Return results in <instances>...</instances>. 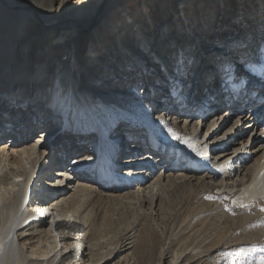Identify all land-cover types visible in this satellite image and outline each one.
I'll return each mask as SVG.
<instances>
[{"label":"bare ground","instance_id":"obj_1","mask_svg":"<svg viewBox=\"0 0 264 264\" xmlns=\"http://www.w3.org/2000/svg\"><path fill=\"white\" fill-rule=\"evenodd\" d=\"M132 2L0 0V102L14 108L13 103L18 101L25 109L37 111L33 117L37 124L51 123L46 113L76 124L75 128L89 132L85 138H90L95 151L106 150L107 142L112 140L117 147L124 148L121 155L131 154L120 160L129 165L115 169L124 180L123 187L111 190L96 179L99 175L116 179L108 169V162L113 161L109 158L111 153L106 157L102 173L96 168L92 175L81 169L88 159L95 157L94 152L73 156L72 151L82 152L86 147L74 142L60 147L52 140L53 132L47 130L33 139L35 123L28 138L10 139L3 145L0 139V264H103L102 261L124 251L123 243L128 240L124 264H137L138 255L151 256L150 264L190 263L217 247L224 238H228L226 244L241 243L245 248L251 243L258 254L264 253L257 246L264 242V89L261 87L264 78L258 79L257 88L252 86L247 91L224 77L223 84L219 81L208 88L212 82L203 80V74L208 69L215 72L217 67L215 73L223 70L230 54L241 55L242 49L231 48V38L207 41L209 35L203 37L201 29L198 33L193 31V37L173 29L155 34L148 20L152 17L145 16L134 21L138 27L143 25L135 34L140 46L132 47L133 52L128 47L130 56L124 55L122 49L129 42L125 41L128 38H120L123 41L119 42L118 51L123 54L124 64L121 69L116 67L106 74L113 80L105 79L103 73L92 70L91 59L112 53L111 45L99 55L98 43L88 46L87 42L80 51L81 42L89 40L88 31L105 11L106 20L117 6L136 11L130 6ZM137 14L142 12L136 11L134 17ZM172 18L176 22L180 20L177 15ZM120 23L116 27L129 30V23ZM203 25H207L206 21ZM261 28L250 42L256 43L261 38L264 26ZM226 35L230 36L231 32ZM239 36L241 43L249 41L250 35ZM39 38L45 42L37 46L36 53L42 51L52 57L58 47L66 44L69 56L60 61L40 58L34 53L36 44L31 43ZM54 38H60L63 43L57 47ZM156 41H171V46L156 47ZM202 41L204 45H197L200 48L193 51V45ZM130 43L136 44L135 39ZM259 51L263 54L257 57L255 67L264 65V45ZM79 53H87L83 57L90 61L89 65L81 64ZM17 55L22 56L20 61ZM33 59L36 69L31 70L34 74L30 82L28 73L34 67ZM102 59L104 71L107 57ZM196 61L190 91L198 98L189 105L184 95L186 78ZM212 61L214 64H210ZM20 63H27L26 70L13 72L11 65ZM80 75L88 76L86 82L92 75L91 82L101 88L79 90ZM53 76V80H46ZM241 78L248 81L249 87L255 77L242 72L238 79ZM167 84L173 88L172 93L169 90L166 95L159 94ZM205 85L207 90L203 92ZM147 92L153 96L149 104L145 99ZM251 92L258 95L251 96ZM218 98L223 101L199 109ZM67 99L68 103L62 104ZM181 105L184 106L180 108ZM45 106L49 107L43 113ZM182 109L190 114L181 115ZM191 112L198 113L191 115ZM122 118H127L129 125L121 130L117 126L112 129V124ZM245 120L250 123L246 125ZM144 123L156 133L170 134L168 130L181 133L203 164V171L193 168L191 173H177L176 166L167 164L166 153L156 154L157 162H152L154 149L137 137ZM1 130L6 128L2 126ZM127 138L130 149L124 147ZM131 149L135 152L131 153ZM42 185L50 189L45 195L38 194L44 190ZM179 189L182 205L177 210L181 221L178 236L182 235L175 244L173 235L160 230L159 214L154 216L153 211L155 215L159 211L160 218L168 217L163 198L168 191L179 192ZM227 195L233 207L225 203ZM121 208L136 210L134 219L140 225L137 234L136 229L131 232L133 227L129 223L123 227L117 224L114 214ZM235 209H239V214H232Z\"/></svg>","mask_w":264,"mask_h":264},{"label":"rangeland","instance_id":"obj_2","mask_svg":"<svg viewBox=\"0 0 264 264\" xmlns=\"http://www.w3.org/2000/svg\"><path fill=\"white\" fill-rule=\"evenodd\" d=\"M173 1L174 0H133V2L130 4V6H132L131 8H134L136 11L142 12L141 15L137 14L136 17H134L136 14V11L130 10V8L126 6L125 7L117 6V8H113L112 10H114L113 11L114 14L107 20H106L107 12L105 11L104 12L105 16L103 14V16L92 27V29L88 31L89 40L88 41L86 40L85 43L83 41L81 42L80 51L82 50V48L85 47V44L87 42H89L88 46L90 44H93V46L97 45V43L99 44L98 45V47H100L98 48L99 51L96 50L98 51L97 53H99V55L104 54L105 49L110 47V45H111V49L113 50V52L109 53L107 56L101 55V57L98 56L97 60L91 59L93 61L92 70L99 72V73H103L101 74V76L102 77L104 76L105 79L113 80L112 76H109L106 74L109 71H112L116 67L120 69L122 68L124 64L122 63L123 62L122 55L123 54L125 55L128 53L127 55L130 56L128 47H131V51L133 52L134 49L132 47L140 46L138 45L140 44L139 38L135 34L138 32L137 29L139 27H143V25H140L138 27L136 22L134 21H141L142 19L140 18L146 16V18L152 17L148 20L149 22H151L150 24L151 29L154 30L155 34L159 31H160V34H162L163 33L162 31H164V29L168 33L170 29L171 30L173 29V32L179 31L182 33L183 31L185 35L193 37L195 35L194 32L198 33L199 29H201V30H204L203 35H202L203 37L204 36L206 37L209 35V38L206 39L207 41H211L213 39L216 41L217 40L227 41L228 39L231 38V42H230L231 48L242 49L241 50L242 52L239 53L241 55L232 56V54H230L229 56L230 58L227 60V66L224 67L223 70L215 73L218 67L217 69H215V72H211L210 69H208L209 71L205 72L202 76L203 80L208 81L207 82L208 84L210 81L212 82L211 83L212 85L210 84L208 88L211 86L212 87L215 86L216 83L219 81H221V83L223 84L224 82H222L221 80L222 77H224V79L233 83L234 85L238 84L241 87V89L246 90V91L250 89L252 86L254 87L253 89L257 88L259 85L258 79L264 78V65L258 66V67H255L254 65L258 61L257 57L263 54L259 50L262 49V45H264V34L261 36L260 39H258L256 43L250 42V40H252V38L255 37V34L259 33V31L262 29L261 28L262 25L264 26V24H261V21H264V0H199L197 2L196 0H190V1L189 0H186V1L175 0L174 2ZM211 6L214 7V10H212ZM108 11H109V8H108ZM197 11L199 14H197ZM175 15L180 17L179 22H176L174 18H172ZM188 16H190L191 19H189ZM205 21L207 25L204 26L203 24ZM114 22H116V24ZM120 22H123L124 24L129 23L128 25L129 30H125L123 29V27L122 28L116 27L117 24H119ZM160 23H161V26H158V24ZM110 27H113V28H110ZM229 32H231V35L227 36L226 34ZM244 33L246 36L250 35V38L248 42L241 43L240 42L241 37L239 35L244 34ZM157 35H155L154 38L157 37ZM163 37L164 35H162V38ZM120 38H124V39L128 38L125 41L129 42L125 46V48L122 49L123 54L122 53L120 54V52L118 51L119 42L123 41ZM133 38L135 39L136 44L130 43L131 39ZM43 39L44 38L42 39L39 38V40L31 42L33 45L36 44L34 48V53H36L35 51L38 45L44 44L45 41ZM150 39L152 40L153 38H150ZM55 40L58 41L57 47L59 46V44L63 43L60 38L59 39L54 38V41ZM157 42L158 41H156L155 42L156 44L154 45L156 47L157 45H161L162 47L166 45L171 46L170 44L171 41H164V42L161 41L160 43H157ZM200 43H203V44L201 45ZM63 45L64 46L58 47L55 50V56H52V57H50L49 55L45 56L44 55L45 53L42 51L36 54L37 55L39 54L41 56L40 58L45 57L47 60L53 58L55 60L58 59L57 61H60V60H63L65 56L67 55L69 56V54H66L67 45L66 44H63ZM197 45L203 46L204 41L195 43L193 45L194 46L193 51L194 49L200 48V46H197ZM96 51H94V53ZM52 54L54 55V53ZM86 54L87 53H84V54L79 53L77 56L81 58L80 59L81 64L89 65L90 61L86 60V58L83 57V56H86ZM21 57L22 56L17 55V59L19 61ZM106 57H107L108 65L106 66V69H104L103 71L102 66L104 65L105 61L102 58H106ZM34 61L36 60L35 59L32 60V63H33L32 65L34 67H30V72L28 73L30 82H32L31 77L34 74V72H32L31 70L34 69L35 71L36 69ZM50 62H53V61H50ZM197 62L198 61H196V64L193 65V70H191L190 74L186 78V86H185L184 95L185 97H187L189 105L194 103L196 99L198 98V97L197 98L193 97L194 92H192L191 94V91H192L191 84H193L192 83L194 79L193 75H194V70L197 68ZM26 64L27 63H24V64L20 63V64L15 65L14 67L11 65V67L13 68L12 69L13 72H16V71L26 70L27 68ZM210 64H214L213 61L210 62ZM179 70L184 71L183 68H180ZM242 72H246L247 74H253V76L255 77L253 79V82L249 85V87H248L247 80H244V78H241V80L238 79L240 77V73ZM212 74L217 75V76L213 77ZM91 77H89L90 79L86 82V79L88 78V76H85V75L78 76L77 79L79 83L77 85V88H79V90L80 89L83 90L82 88L90 90V87L92 89L101 88L99 86H95V84L91 82L92 81ZM53 78L54 76L46 77V80L47 79L53 80ZM123 81H125L126 83H129L125 79ZM88 83H92V84H88ZM207 83L204 82V84H207ZM206 86L207 85H205L204 89L202 90L203 92L207 90ZM261 87H263L264 89V85ZM54 89H57V88L54 86ZM169 90H170V93H172L173 88H169V84H167L163 90H160L158 92L159 94L161 93V95H166L167 92L169 93ZM139 91L140 93L143 92L142 89H139ZM149 94L150 92H147V95L145 97L146 104H149L150 99L153 98V96ZM252 95L256 96L258 94L251 92V96ZM159 100L161 99L159 98ZM220 101H223V99L218 98L217 100L209 101L208 104L204 105V107L203 106L199 107V109L201 110V109L207 108L208 106L212 104H217ZM67 103H68V99L63 100L62 102V104H67ZM13 105L15 106L14 108L10 107V105H7V102H4V101L0 102V129L2 128V126L6 128V131H2V130L0 131L1 145L5 144L6 142H9L10 139H16V138L19 139L20 137L28 138L31 134L30 132L32 129L31 127H33L34 123L37 121L35 118H33L34 115H36L37 111L33 110L35 112L34 113L33 111H30L29 109H25V106H22L21 104H19L18 101H15ZM182 106L184 105H181L180 108ZM47 107L49 106H45L43 113H45ZM180 112H181V115L190 114V112L188 111L186 112L184 109L180 110ZM194 113H198V112H191V115ZM46 115H47V118L52 119L51 123H45V124L35 123L37 130L31 136L33 137V139L36 138L38 135H41L42 131L47 130L48 132H51V133L53 132L52 134H54V137L52 138V140H54L55 144L59 145L60 147L66 143L70 144L73 142L79 143L81 144V146L86 147L87 150H84L82 152H77L76 150H74L72 151L71 155L80 156L85 153L94 152L93 154L95 157H93L92 159H88V162L85 164V167L81 169V172L86 171L87 173H92V175L94 174L93 170H95L96 168L99 170V173H102V170L104 168L103 167L104 162L107 161L106 157H108V153H111L109 158H112L113 161L108 162V169H109V173L112 176H115L116 179L109 178L106 176H101V175H99L97 178L95 176L93 177L96 178L97 180L99 179L102 182L103 186L106 187L107 189L118 190L123 187L122 184L124 183V180L121 179L120 175H117L115 169L121 166H126L130 164V163L122 164V161L120 162L121 159L125 157H129L131 155L130 153L125 152L123 155H121L122 149L124 148L117 147L115 143L113 144L112 140H109V142H107V146H108V148L106 149L107 151L103 148L100 149V151L99 150L95 151L94 149H92V145H91L92 143L90 142V138L89 139L85 138V135L89 134L87 130L85 131V130H80L78 128H75L74 125L76 124H71L70 121L68 122L62 121L63 118H60V116L56 118V114L46 113ZM209 115L211 116L212 114H209ZM195 116H197V114ZM245 121H246L245 122L246 125L250 123L249 120H245ZM129 123L130 122L127 118L119 119V121H116L115 123L112 124V129L114 126L115 127L117 126L116 129L118 130L124 129L125 126L129 125ZM145 125L146 123H144V126ZM168 132L170 134L156 133V131L150 130L149 126H145L142 133H140V135L137 134V137L143 138V142L146 143L145 144L146 146L150 147L151 149H154L152 153L153 158L150 160L152 162H157L156 159L158 157H156V154L158 156V155H161L162 153L163 154L166 153L167 164L176 166L175 172L177 173H181V172L191 173L193 168L197 171L198 170L203 171L202 169L203 164L200 163L199 158L195 155L196 153L194 154L192 149H190L187 146V144L184 142V137L182 136V134L177 133L176 131H171V130H168ZM99 133H102V132L99 131ZM177 136L179 138H177ZM81 137H84L85 139H81ZM128 139L129 138L125 140L126 143L124 147L130 149L126 145L128 143ZM131 141H133V138H131ZM258 143L259 142H257V144ZM130 152L134 153L135 151L131 149ZM50 168L52 172L53 168L52 167ZM44 186L46 187V185ZM44 186H43L44 190H41V192L38 194L45 195L44 192H48L50 190V189H46ZM213 192L215 193L216 190H214ZM167 194L165 195L167 196V198H165V196L163 198V203H164L163 205L166 209H168L167 211L168 217L166 215L164 216V218H160L159 211L156 215H155L156 212L153 211V215L157 216L159 214V216L157 217L159 218L158 223L160 225L159 226L160 230L164 231L166 235H173V238H174L173 240L174 241L176 240L175 242L176 244L178 242L177 240L182 235V234L181 235L179 234L178 236V232L181 230V227H180L181 221L177 218V215L179 213L177 210L180 209V206L182 205V203L180 202V189H179V192L178 190L168 191ZM225 203L227 204L228 207H233V201L231 200L229 195H227V197L225 198ZM146 207H149V203L146 204ZM135 211H136L135 209L132 210L130 208L117 209L115 210L114 215L116 216L114 217H115L117 224L122 227L125 226L124 223H129L133 227V230L131 232H133L136 229L138 231L135 232V234H137L139 232L140 225H139V220L134 219ZM237 211H239V209H235V211L233 210L232 214L233 215L239 214V212ZM131 226H130V229H131ZM131 232H129L128 234H130ZM221 241L222 242L217 247L207 252V254H204L198 260H195L190 263L189 262H185V263L186 264H264V260H262V257H264V253L262 255L258 254L257 251L254 250L251 243L248 244V246H245L244 248V245L241 243L226 244V241H228V238H224ZM128 242L129 240L123 243V245H126L122 249L124 251H122L117 257L113 256L111 258H108L102 261L101 263L103 264H124L123 259L126 256L125 254L128 253L129 251L128 249L129 245L126 244ZM257 246L261 248L260 250H264V242H260L259 244H257ZM146 256L147 255H145V257H141V255H138L137 264H150L148 261L151 256H147V257ZM164 264H167V261Z\"/></svg>","mask_w":264,"mask_h":264},{"label":"snow or ice","instance_id":"obj_3","mask_svg":"<svg viewBox=\"0 0 264 264\" xmlns=\"http://www.w3.org/2000/svg\"><path fill=\"white\" fill-rule=\"evenodd\" d=\"M229 68H230V66H229ZM175 135V134H174ZM177 138H179L178 136H177ZM262 260H264V257H262Z\"/></svg>","mask_w":264,"mask_h":264}]
</instances>
